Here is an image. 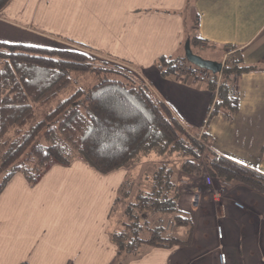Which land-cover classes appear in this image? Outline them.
I'll return each instance as SVG.
<instances>
[{"label": "crops", "instance_id": "1", "mask_svg": "<svg viewBox=\"0 0 264 264\" xmlns=\"http://www.w3.org/2000/svg\"><path fill=\"white\" fill-rule=\"evenodd\" d=\"M190 36L200 38L191 48L204 58L221 62L232 47L257 67L237 77L239 106L229 117L207 118L212 93L204 81L164 78L154 64L184 55ZM0 41L85 47L124 63L183 123L206 133L215 152L264 173V0H10L0 11ZM127 172L102 174L77 159L53 164L33 186L12 175L0 193V264H109L117 251L110 208ZM183 179H197L176 183L190 211L188 242L146 243L121 264H223L220 252L224 264H264V194L209 175L199 185ZM187 229L176 233L187 239Z\"/></svg>", "mask_w": 264, "mask_h": 264}, {"label": "trees", "instance_id": "2", "mask_svg": "<svg viewBox=\"0 0 264 264\" xmlns=\"http://www.w3.org/2000/svg\"><path fill=\"white\" fill-rule=\"evenodd\" d=\"M10 0H0V11ZM190 46L200 41L190 36ZM85 48V47H84ZM87 49V48H86ZM185 55H161L155 66L164 78L180 76ZM257 69L232 54L219 74L202 80L211 91L207 118L230 116L239 106L231 84L242 73ZM185 76H190L186 74ZM183 123L148 84L135 74L85 52L0 41V193L15 173L35 185L53 164L69 166L80 159L99 173L129 167L150 153L184 158L180 171L244 184L264 194V173L215 152L201 133ZM167 151V152H166ZM121 182L110 208L130 197ZM179 187L171 167L158 166L146 190L125 202L121 228L110 231L117 251L109 264L142 244L160 247L187 243L190 219L177 206ZM167 215L176 226H188L187 239L166 229L160 218L140 237L149 218ZM141 220L139 221L138 219ZM158 218V217H157ZM25 264V263H21ZM69 264V263H68Z\"/></svg>", "mask_w": 264, "mask_h": 264}, {"label": "rangeland", "instance_id": "3", "mask_svg": "<svg viewBox=\"0 0 264 264\" xmlns=\"http://www.w3.org/2000/svg\"><path fill=\"white\" fill-rule=\"evenodd\" d=\"M186 22H187V20L185 21V23ZM75 49L78 51H82V52L87 53L91 57L95 58V60H97V61H103V62L106 61L105 58H102L104 55L99 53V52H91L88 49L82 48V47H75ZM194 50L198 51L200 54H204V50H202V52H200L195 47H194ZM110 60L115 62V60H113V59H110ZM117 63L124 66L125 68H128L127 71L135 73L134 71L130 70L128 65L121 63V62H117ZM205 144L209 145V143H205ZM183 160H184L183 157L178 156L174 153L170 154L167 152V153H162L161 155L156 154V153H150L146 156H143L139 161L133 163L131 166L128 167V172H127V175L125 178V181L127 182V184L125 185V190H128L129 192H131L130 197H128L125 200V202L128 200H132L138 191L146 190L148 188V186L150 184L151 174L154 172V170L158 166H160L162 164L172 168V170L175 174V182L176 183H177L178 179L180 178V176H183L186 178L193 177V178H195V180L197 179V182H194V184L192 182H190L189 180H186V179L180 180L179 182L182 185H188V184L199 185V183H201V181H203V180L205 181L206 176L208 175V173L205 170V167H203L202 173L200 175H186L180 171V164ZM125 202H124V198H121L115 204V207H114V209L110 215V228H111V230L120 229L122 226L121 220H123V221L126 220V217L124 216ZM177 206L180 209V212L182 215L186 216V214H190L189 209L183 207L182 204L179 203V200H178ZM159 218H160L161 223H163V222L165 223V221L167 220V215L164 213H159L156 217L149 218L147 220V223H145L144 228L140 231V237L146 238L149 234L148 228L153 226V224L155 222H157V219H159ZM138 220L140 221L141 218ZM180 228H181V226H176L175 229L172 230L171 232H173L176 235L177 234L179 235V233L178 232L176 233V231L179 230ZM143 247H144V244L140 245L139 252H142V250L144 249Z\"/></svg>", "mask_w": 264, "mask_h": 264}, {"label": "built area", "instance_id": "4", "mask_svg": "<svg viewBox=\"0 0 264 264\" xmlns=\"http://www.w3.org/2000/svg\"><path fill=\"white\" fill-rule=\"evenodd\" d=\"M233 52H234V49L232 47H227L226 48V50L224 52L223 59L221 60L222 66H223L224 62L233 54ZM102 58H105L106 61H108V62H110L112 64H116V65L122 67L125 70H128V68H125L124 66L120 65L116 61L114 62V61L110 60V58H108V57H102ZM177 69H178L179 72H181V75L188 74L190 76H195V77H197L199 79H203V78L207 79V78H209L210 74L212 73L209 70H206L204 68H200V67H198V66H196V65H194V64H192L190 62H186V61L178 62ZM217 74H219V72ZM230 88H231V91H232V95L238 96V88H237L236 84L232 83ZM201 133L202 132L200 131L196 135L197 140H200ZM205 146L208 147V144L207 145L205 144ZM234 204L236 206L240 207V208H243V205L241 203H239V202H235ZM166 229L167 230H172L173 229V224L171 222H168L167 225H166ZM217 232H218L217 233L218 236H221L220 227H217ZM219 259H220L221 263H223V264L225 263V254L223 252L219 253Z\"/></svg>", "mask_w": 264, "mask_h": 264}, {"label": "water", "instance_id": "5", "mask_svg": "<svg viewBox=\"0 0 264 264\" xmlns=\"http://www.w3.org/2000/svg\"><path fill=\"white\" fill-rule=\"evenodd\" d=\"M184 55L190 63H192V64H194L200 68H204L206 70H209L212 73H218L222 69V64L220 61L204 58L201 55L194 53L192 51L191 46H190V40L189 39H187L185 41V44H184Z\"/></svg>", "mask_w": 264, "mask_h": 264}]
</instances>
